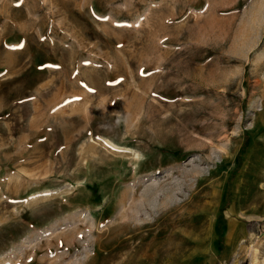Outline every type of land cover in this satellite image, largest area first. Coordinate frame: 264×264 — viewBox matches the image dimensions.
I'll use <instances>...</instances> for the list:
<instances>
[{
    "label": "rangeland",
    "instance_id": "374dc122",
    "mask_svg": "<svg viewBox=\"0 0 264 264\" xmlns=\"http://www.w3.org/2000/svg\"><path fill=\"white\" fill-rule=\"evenodd\" d=\"M255 263L264 0H0V264Z\"/></svg>",
    "mask_w": 264,
    "mask_h": 264
},
{
    "label": "bare ground",
    "instance_id": "6f19581e",
    "mask_svg": "<svg viewBox=\"0 0 264 264\" xmlns=\"http://www.w3.org/2000/svg\"><path fill=\"white\" fill-rule=\"evenodd\" d=\"M256 253H258V251L257 250H255V256H256ZM153 256H155V255H153ZM254 256V257H255ZM254 261L256 262V258L254 259ZM256 264V263H255Z\"/></svg>",
    "mask_w": 264,
    "mask_h": 264
}]
</instances>
